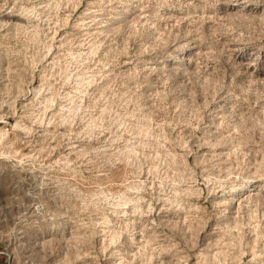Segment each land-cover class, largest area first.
Here are the masks:
<instances>
[{
    "label": "rangeland",
    "instance_id": "rangeland-1",
    "mask_svg": "<svg viewBox=\"0 0 264 264\" xmlns=\"http://www.w3.org/2000/svg\"><path fill=\"white\" fill-rule=\"evenodd\" d=\"M0 264H264V0H0Z\"/></svg>",
    "mask_w": 264,
    "mask_h": 264
},
{
    "label": "built area",
    "instance_id": "built-area-1",
    "mask_svg": "<svg viewBox=\"0 0 264 264\" xmlns=\"http://www.w3.org/2000/svg\"><path fill=\"white\" fill-rule=\"evenodd\" d=\"M7 129H8V127H7Z\"/></svg>",
    "mask_w": 264,
    "mask_h": 264
}]
</instances>
